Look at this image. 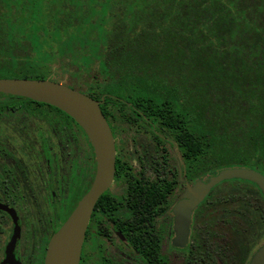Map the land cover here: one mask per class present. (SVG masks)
<instances>
[{"label": "trees", "instance_id": "16d2710c", "mask_svg": "<svg viewBox=\"0 0 264 264\" xmlns=\"http://www.w3.org/2000/svg\"><path fill=\"white\" fill-rule=\"evenodd\" d=\"M43 41L46 58L54 50L76 63L79 57L78 65L84 58L83 72L92 76L86 93L103 97L110 125L114 105L163 125L186 163L195 147L198 177L226 166L264 174V0H0L3 68L47 71L43 59L21 66ZM23 98L30 110L45 104L73 120ZM197 220L209 229V255L244 262L264 240V195L253 181L224 179L197 208Z\"/></svg>", "mask_w": 264, "mask_h": 264}, {"label": "flooded vegetation", "instance_id": "af4514ba", "mask_svg": "<svg viewBox=\"0 0 264 264\" xmlns=\"http://www.w3.org/2000/svg\"><path fill=\"white\" fill-rule=\"evenodd\" d=\"M23 97L0 95V119L15 125L26 119L33 123L30 120L37 117L40 123L36 125L39 128L46 125L49 133L44 134L42 140L33 139L35 148L48 152L44 163H21V159L12 154L6 138L0 137V202L15 209L20 232L19 201L48 194L57 206L59 190H63L64 185L71 193L67 195L75 197L70 207L72 209L91 186L96 171L95 156L91 157L94 163L90 157L87 159L89 163H85V147L89 148V144L79 124L70 115L73 120L45 104L30 110ZM102 102L103 99L100 104ZM119 108L118 105L112 106L114 117L109 124L115 144L113 178L92 207L78 264H221L223 259L227 264H248L264 240L250 251L244 262L239 257L209 255V229L204 230L207 226L198 223L197 208L202 202L208 201L211 189L191 211L186 241H174L173 205L187 184L192 185L198 178L195 147H191L190 163H186L183 153L163 125L158 123L152 127L149 120L141 118L140 113H121ZM52 150L54 155L57 151L64 154L66 150L65 155H68L70 150H76L78 163H64V171L59 172L57 177L55 163H52L53 157L50 155ZM62 162H66L65 158ZM47 187L48 191H45ZM71 209L62 218H58L59 207L56 209L57 219L50 235ZM2 213L9 215L0 208V215ZM17 243L18 240L14 253L22 263Z\"/></svg>", "mask_w": 264, "mask_h": 264}, {"label": "water", "instance_id": "95a60500", "mask_svg": "<svg viewBox=\"0 0 264 264\" xmlns=\"http://www.w3.org/2000/svg\"><path fill=\"white\" fill-rule=\"evenodd\" d=\"M0 92L20 95L52 104L70 115L85 131L94 151L96 171L91 186L77 200L66 218L48 238L44 264H78L81 244L92 207L110 184L115 168V144L100 102L90 94L50 78L0 77ZM243 178L257 184L264 195V174L250 166H226L207 178L187 184L173 205L175 242L184 243L189 232L190 214L215 184L224 179ZM12 218V233L0 264H22L14 248L20 236V223L14 208L0 202ZM248 264H264V242L254 251Z\"/></svg>", "mask_w": 264, "mask_h": 264}, {"label": "rangeland", "instance_id": "374dc122", "mask_svg": "<svg viewBox=\"0 0 264 264\" xmlns=\"http://www.w3.org/2000/svg\"><path fill=\"white\" fill-rule=\"evenodd\" d=\"M243 34L239 39H242ZM45 41L51 42L50 37H45ZM238 39V40H239ZM250 40H255L254 37L249 34ZM45 41L35 44L33 50L28 54V56H23V61L25 58L26 62H22L21 66L28 67V63H39L43 59V65L47 68V71H37V70H19L16 69L18 64L8 67L13 68H3L0 65V77H28V78H50L52 80L60 81L80 89L84 92L90 87L89 84L92 82V76L88 73H84L85 64L84 58L81 59L82 63L80 65L79 57L76 63V58L72 57L71 54H67L64 51L54 50L50 57L46 58L43 51L46 49L47 45ZM57 42H53V48H56ZM259 50H261L259 48ZM262 51V50H261ZM259 52V51H258ZM21 58V57H19ZM70 61L71 64L76 65L74 67H67V62ZM96 60L90 63L91 66L95 65ZM28 62V63H27ZM1 63H6V61H1ZM30 118H32L30 116ZM28 120L19 121L15 125H10L5 119H0V137L4 136L9 144V148L12 150V154H16L18 158L21 159V163H44L45 156H48V152L45 149H38L34 147L33 139L36 137L39 140L43 139V135L49 133L46 125L39 128L36 123H40L37 117H33L30 121ZM14 127L16 129H14ZM23 127V130L21 128ZM11 128V129H10ZM34 129L35 131H31ZM5 133V135H4ZM38 140V141H39ZM88 145V142H87ZM69 149V148H68ZM66 151V150H65ZM61 151H57L54 155L53 150L50 155L53 157L52 163H55L54 170H57V177L60 173L64 171V163H78V153L76 150H70V154L65 155ZM88 157L91 159V150L88 146L85 147V163L88 162ZM64 158L66 162L64 161ZM56 163H58L56 165ZM60 172V173H59ZM200 174L199 167L197 169V174ZM32 177V175H31ZM231 187L234 185H244L242 182L229 181ZM233 183V184H231ZM225 182L219 184V188L222 189L225 186ZM229 185V186H230ZM35 191V190H34ZM37 192L39 189L36 190ZM44 191V190H43ZM48 191V187L45 189ZM67 190L63 185V190H59L58 201L59 213L58 218H62L66 211L72 206L75 201V197ZM38 194V193H37ZM67 195V196H66ZM56 204H53L50 200L48 194L38 195L37 197H32L28 200H21L18 202V213L21 222V232L17 243V252L22 260L23 264H43V257L45 252L46 241L50 235L53 228L54 222L57 219L55 214L58 208ZM264 225V222L262 223ZM0 259L3 256L4 246L8 241L11 231H12V220L7 213H2L0 215ZM262 235H264V229L262 230ZM235 238H237L235 236ZM262 238L257 240V243L261 241Z\"/></svg>", "mask_w": 264, "mask_h": 264}]
</instances>
